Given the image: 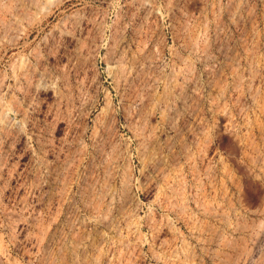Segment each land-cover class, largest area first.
I'll return each mask as SVG.
<instances>
[{"label": "rangeland", "instance_id": "1", "mask_svg": "<svg viewBox=\"0 0 264 264\" xmlns=\"http://www.w3.org/2000/svg\"><path fill=\"white\" fill-rule=\"evenodd\" d=\"M0 264H264V0H0Z\"/></svg>", "mask_w": 264, "mask_h": 264}, {"label": "bare ground", "instance_id": "2", "mask_svg": "<svg viewBox=\"0 0 264 264\" xmlns=\"http://www.w3.org/2000/svg\"><path fill=\"white\" fill-rule=\"evenodd\" d=\"M19 14H20V13H19ZM110 73H111V72H110ZM47 84H48V83H47ZM47 84H45V85H47ZM51 85H52V83H51ZM51 85H50V86H51ZM50 89H52V87H50ZM2 117H3V116H2ZM2 124H3V123H2ZM2 124H1V125H2ZM2 126H3V125H2ZM2 126H1V128H2Z\"/></svg>", "mask_w": 264, "mask_h": 264}]
</instances>
